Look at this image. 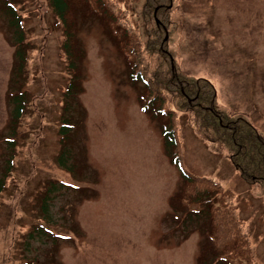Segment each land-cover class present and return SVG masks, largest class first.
Here are the masks:
<instances>
[{
  "label": "rangeland",
  "instance_id": "obj_1",
  "mask_svg": "<svg viewBox=\"0 0 264 264\" xmlns=\"http://www.w3.org/2000/svg\"><path fill=\"white\" fill-rule=\"evenodd\" d=\"M9 1L22 16L31 51L25 70L29 105L0 192V264H195L200 232L182 215L174 219L168 205L180 186L178 171L164 155L157 124L139 109L140 85L130 82L99 22L92 18L78 28L82 90L66 102L72 148L84 164L78 180L54 161L68 83L61 30L46 0ZM140 5L133 4L135 20ZM170 20L169 48L178 68L211 82L218 107L264 135V0H172ZM9 36L0 14V171L14 62ZM187 118L180 116L185 166L234 192L255 262L264 264V186L245 183L227 153L199 137ZM49 179L67 185L51 206L49 227L59 237L25 247L38 216L37 191Z\"/></svg>",
  "mask_w": 264,
  "mask_h": 264
},
{
  "label": "trees",
  "instance_id": "obj_2",
  "mask_svg": "<svg viewBox=\"0 0 264 264\" xmlns=\"http://www.w3.org/2000/svg\"><path fill=\"white\" fill-rule=\"evenodd\" d=\"M137 1L46 0L62 33L60 52L68 75L63 94L65 103L56 130L55 164L78 180L84 175V164L72 148V125L66 102L82 90L80 66L84 51L77 40L78 28L94 18L122 58L130 82L140 85L139 109L149 121L157 124L164 155L178 171L180 186L168 199V205L173 217L182 215L181 221L193 224L200 232L195 264H256L234 192L219 181L192 173L185 166L180 116L188 117L199 137L216 143L227 153L229 163L247 184L264 186V135L241 117L221 110L211 82L187 75L178 68L175 52L169 48L174 33L170 20L172 0H141L139 22L133 18V4ZM0 3V14L6 20L14 47L6 94L10 111L8 138L4 140L6 156L1 157L4 164L0 171L2 192L14 166L18 125L29 105L25 70L31 49L18 9L9 0H0ZM66 186L63 181L49 179L37 191L38 216L27 229L25 247L29 241L55 242L59 237V233L49 227L54 225L51 206L55 196L62 194ZM181 232L188 234L186 229Z\"/></svg>",
  "mask_w": 264,
  "mask_h": 264
}]
</instances>
